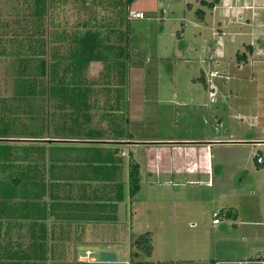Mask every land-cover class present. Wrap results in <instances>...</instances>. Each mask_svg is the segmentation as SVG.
<instances>
[{"label":"rangeland","instance_id":"1","mask_svg":"<svg viewBox=\"0 0 264 264\" xmlns=\"http://www.w3.org/2000/svg\"><path fill=\"white\" fill-rule=\"evenodd\" d=\"M20 1L0 0V50L1 40H12L13 13L20 10ZM202 1L214 3L213 8ZM51 3L54 24L66 31L81 22L94 30V22L107 27L116 12L108 0ZM129 8L143 18L126 23L131 55L126 82L119 87L117 80L110 83L114 96L109 104L106 93L104 109L112 111L106 115L115 122L112 131L128 133L136 143L177 145L160 150L156 163L181 171L158 179L172 185L145 186L143 160L153 166L156 157L144 155L142 145L134 154L138 197L151 194V206H156L157 194L165 193L160 204L170 212L169 231H164L169 244H159V255L176 264H198L201 257L213 256L215 248L221 259L259 256L257 250L264 257V226L248 224L264 220V144H252L264 141V0H132ZM4 23L9 25L5 35ZM97 30L107 32L104 27ZM241 54L244 62L237 60ZM27 58H14L10 66V58L0 59V95L5 97L0 96V131L25 130L24 118L18 117L23 114L19 99L34 83L24 76L32 65ZM101 72L102 66L94 65L87 75L101 79ZM27 102L30 110L38 104L36 99ZM229 211L238 216L235 225L225 219ZM213 213L220 221L217 227Z\"/></svg>","mask_w":264,"mask_h":264},{"label":"crops","instance_id":"2","mask_svg":"<svg viewBox=\"0 0 264 264\" xmlns=\"http://www.w3.org/2000/svg\"><path fill=\"white\" fill-rule=\"evenodd\" d=\"M20 3V10L11 17L14 25H10L9 37L12 40H1L0 59L10 58L7 63L10 66L14 58L26 55L27 62L36 69L32 88L23 100L19 99L18 111L23 114L18 117L24 118L22 129L25 130L0 137V264L100 263L101 251L113 253L116 257L113 263L176 264L166 258L163 260L159 255L163 249L157 251L159 244L168 245L170 238L169 233L164 232L169 231L166 226L170 225V212L160 204L165 193H156L159 195H155L156 206H151L154 202L151 194L138 197L139 168L134 154L142 145L144 155L156 157L153 166L147 159L143 160L145 186L172 185L171 182L160 183L158 179L178 171L162 169L156 163L161 159L160 150L174 149L177 145L167 141L139 144L132 135L128 140L112 132L113 122L106 117L112 111H105L106 95L100 94L99 89L104 81L92 80L87 75L90 68L101 65L100 62L90 63L82 78L48 77V71L60 57L69 53V48L75 50L73 38L83 35L87 22L76 24L72 31L61 30L52 20L51 0H47V13L42 19L29 16L32 9L28 5H33V0ZM8 23L1 25L2 34ZM62 34L67 36L64 42L58 39ZM42 62L45 75L41 73ZM60 81L70 86L72 92L73 104H67L65 110L57 108L59 99L56 97L60 91L55 86ZM76 85L87 88L91 85L97 88L96 93L84 95L82 88L80 95L74 88ZM32 99L38 104L30 110L27 101ZM252 144L263 145L264 141ZM258 164L263 165V160ZM153 177L157 180H150ZM142 203L146 207L138 206ZM237 217L229 211L225 219L235 225ZM257 221L248 224L264 226V220ZM219 225L220 221L213 224L214 227ZM144 234L150 238L149 254L134 246ZM217 251L215 248L213 256L201 257L198 264L264 261L260 250L255 252L259 256L236 260L221 259Z\"/></svg>","mask_w":264,"mask_h":264},{"label":"trees","instance_id":"3","mask_svg":"<svg viewBox=\"0 0 264 264\" xmlns=\"http://www.w3.org/2000/svg\"><path fill=\"white\" fill-rule=\"evenodd\" d=\"M132 0H108V5L112 7V9L116 10L114 20L107 24H98L96 25L95 22L92 26L97 29L104 27L106 29V33L102 35L100 31L97 29H90L88 28L90 23H86L84 28L86 29L82 36L74 37L73 40L75 43V50L71 51L69 48V53H65L59 59V61L54 64L50 70L48 71V77L51 79L59 78L61 80L65 79L68 76L72 78H82L86 76L88 65L92 62H100L102 66V77L101 81L105 80L103 85H100V93L107 95V103H111L113 95V88H111L112 84L115 83L117 80V85L115 86H122L126 82L127 78V66L130 62V49H129V39H128V31L125 29L126 23L130 20L129 19V12L130 8L129 5ZM218 0H215L217 3ZM201 4L208 6L209 9H212L214 3L207 4L205 2H201ZM31 8V12L29 16L35 17L37 19H42V17L47 13V0H33V5H28V8ZM195 14L198 17L203 16V12L197 10ZM95 21V19H93ZM67 36L65 34L60 35L58 38L61 41H66ZM71 43V41H70ZM247 51L251 52V47L248 45L246 47ZM70 61L67 64V61ZM237 60L240 62H244L246 60L245 54L237 55ZM31 63V62H29ZM42 75L46 74L45 71V63L42 62ZM35 66L31 65L28 67L27 73L24 75L25 77H35ZM110 83H112L110 85ZM59 87L58 95L62 94L61 99H59V103L57 108L60 110H65L67 104H73L71 100V90H66L67 87L64 84V81L58 82L57 86ZM82 95L81 89L83 88V94L85 95L87 92L90 94L96 93V88L90 85H81L74 86ZM62 89V90H61ZM64 89V90H63ZM88 89V90H86ZM111 89V90H110ZM103 90V91H101ZM108 90V91H107ZM75 92V91H74ZM54 94V93H53ZM79 99V98H78ZM81 99V98H80ZM109 119V118H107ZM112 121V120H111ZM115 122H113L114 124ZM113 133L115 131H112ZM9 132L7 131H0V137H7L9 136ZM117 137H123V139H131L130 134H124L122 132H115ZM2 157V150L0 149V159ZM133 180L135 177L133 176ZM150 238L148 234H144L140 236L135 242L134 246H137L139 250L145 252V254L150 253ZM77 264H103V263H77ZM113 264H120V263H113ZM137 264V263H136Z\"/></svg>","mask_w":264,"mask_h":264},{"label":"built area","instance_id":"4","mask_svg":"<svg viewBox=\"0 0 264 264\" xmlns=\"http://www.w3.org/2000/svg\"><path fill=\"white\" fill-rule=\"evenodd\" d=\"M143 16L140 12H135V11H130L129 12V19H142ZM258 163H261V158L257 159ZM219 220L217 218V214H213V224H218ZM87 254H89L87 252ZM231 264H264V261H256L255 259H249V260H244V261H238V262H233Z\"/></svg>","mask_w":264,"mask_h":264},{"label":"water","instance_id":"5","mask_svg":"<svg viewBox=\"0 0 264 264\" xmlns=\"http://www.w3.org/2000/svg\"><path fill=\"white\" fill-rule=\"evenodd\" d=\"M98 260L100 263H113L116 261V257L111 252L101 251L98 254Z\"/></svg>","mask_w":264,"mask_h":264}]
</instances>
